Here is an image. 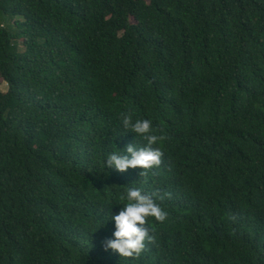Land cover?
<instances>
[{
    "label": "trees",
    "instance_id": "trees-1",
    "mask_svg": "<svg viewBox=\"0 0 264 264\" xmlns=\"http://www.w3.org/2000/svg\"><path fill=\"white\" fill-rule=\"evenodd\" d=\"M0 20V264H264V0H0ZM123 114L163 137L145 175L103 166L144 146ZM124 187L167 212L134 257L103 247Z\"/></svg>",
    "mask_w": 264,
    "mask_h": 264
},
{
    "label": "clouds",
    "instance_id": "clouds-1",
    "mask_svg": "<svg viewBox=\"0 0 264 264\" xmlns=\"http://www.w3.org/2000/svg\"><path fill=\"white\" fill-rule=\"evenodd\" d=\"M121 121L126 132L135 133L145 142L144 146L129 144L125 149L116 147L117 150L108 153L103 166L119 172L139 168L142 169L140 175H145L147 170L160 164L163 153L155 146L162 142L163 137L154 134L150 119H133L131 114H123ZM118 199L123 207L118 214L111 215L115 230L112 237L104 241V250L121 257L139 256L146 242L151 243L155 239L146 226L148 218L161 223L167 218V212L156 202L163 196L158 193L147 195L136 187H124Z\"/></svg>",
    "mask_w": 264,
    "mask_h": 264
},
{
    "label": "rangeland",
    "instance_id": "rangeland-1",
    "mask_svg": "<svg viewBox=\"0 0 264 264\" xmlns=\"http://www.w3.org/2000/svg\"><path fill=\"white\" fill-rule=\"evenodd\" d=\"M13 23H14V21H12V20H10V21H7V20H6V21H1V20H0V24H1V25H3V26L6 27V28H9V27H10L9 29H11L12 31L15 30V29L12 27V26H13V25H12ZM11 27H12V28H11ZM22 46H23V45H22V43H21L20 50H23V49H22ZM0 85H1V89H2V91H3V92H7V90H8V85L3 81L2 78H0Z\"/></svg>",
    "mask_w": 264,
    "mask_h": 264
}]
</instances>
